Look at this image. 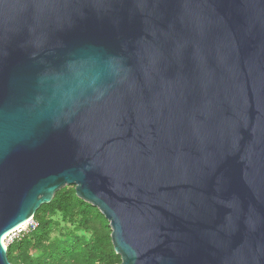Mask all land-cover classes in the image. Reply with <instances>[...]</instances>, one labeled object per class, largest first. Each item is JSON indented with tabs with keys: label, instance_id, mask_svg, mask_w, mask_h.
Instances as JSON below:
<instances>
[{
	"label": "water",
	"instance_id": "1",
	"mask_svg": "<svg viewBox=\"0 0 264 264\" xmlns=\"http://www.w3.org/2000/svg\"><path fill=\"white\" fill-rule=\"evenodd\" d=\"M64 186L118 264H264V0H0V264Z\"/></svg>",
	"mask_w": 264,
	"mask_h": 264
},
{
	"label": "trees",
	"instance_id": "2",
	"mask_svg": "<svg viewBox=\"0 0 264 264\" xmlns=\"http://www.w3.org/2000/svg\"><path fill=\"white\" fill-rule=\"evenodd\" d=\"M36 226L6 246L11 264H118L108 221L97 208L75 195L73 186L55 192L35 211ZM63 222L62 234L52 233Z\"/></svg>",
	"mask_w": 264,
	"mask_h": 264
},
{
	"label": "rangeland",
	"instance_id": "3",
	"mask_svg": "<svg viewBox=\"0 0 264 264\" xmlns=\"http://www.w3.org/2000/svg\"><path fill=\"white\" fill-rule=\"evenodd\" d=\"M60 224L58 225L57 229L54 230V232L52 233V237L57 238L60 234H62L61 232L63 231L62 228L64 226L63 222H59ZM31 227L30 225L24 224L23 226H20V228H16L15 230L5 234L3 236L4 238V244L8 245L13 239L17 238L18 236H20L22 233L27 232V230H29Z\"/></svg>",
	"mask_w": 264,
	"mask_h": 264
},
{
	"label": "built area",
	"instance_id": "4",
	"mask_svg": "<svg viewBox=\"0 0 264 264\" xmlns=\"http://www.w3.org/2000/svg\"><path fill=\"white\" fill-rule=\"evenodd\" d=\"M27 224L30 225V229H33L36 226V222L32 219L27 221ZM4 246L6 247L7 245L4 244Z\"/></svg>",
	"mask_w": 264,
	"mask_h": 264
},
{
	"label": "bare ground",
	"instance_id": "5",
	"mask_svg": "<svg viewBox=\"0 0 264 264\" xmlns=\"http://www.w3.org/2000/svg\"><path fill=\"white\" fill-rule=\"evenodd\" d=\"M24 224H26V222H23L20 226H23ZM20 226L18 228H20ZM3 240L4 238H2V242H4Z\"/></svg>",
	"mask_w": 264,
	"mask_h": 264
}]
</instances>
